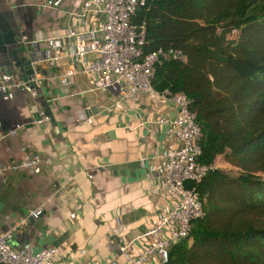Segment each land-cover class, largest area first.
I'll return each instance as SVG.
<instances>
[{"label": "crops", "instance_id": "0c3cea01", "mask_svg": "<svg viewBox=\"0 0 264 264\" xmlns=\"http://www.w3.org/2000/svg\"><path fill=\"white\" fill-rule=\"evenodd\" d=\"M40 1L0 0V12L26 49L56 21L54 11L37 6ZM21 75L0 54V164L25 150L39 154L40 170L0 176V230L40 206L15 230L11 244L52 245L60 261L74 264H111L124 260V251L137 255L148 243L137 233L176 199L162 181V153L177 139L155 121L172 116L175 103L145 91L89 89L90 77L79 73L68 84L72 95L61 91L57 79L42 78L25 90ZM159 263L150 254L144 264Z\"/></svg>", "mask_w": 264, "mask_h": 264}, {"label": "trees", "instance_id": "16d2710c", "mask_svg": "<svg viewBox=\"0 0 264 264\" xmlns=\"http://www.w3.org/2000/svg\"><path fill=\"white\" fill-rule=\"evenodd\" d=\"M129 20L144 51L184 53L159 56L150 84L186 96L207 166L201 214L159 264H264V0H144Z\"/></svg>", "mask_w": 264, "mask_h": 264}, {"label": "built area", "instance_id": "2783aa9c", "mask_svg": "<svg viewBox=\"0 0 264 264\" xmlns=\"http://www.w3.org/2000/svg\"><path fill=\"white\" fill-rule=\"evenodd\" d=\"M143 1L41 0L37 6L54 11L56 21L47 32L29 40L27 58L31 72L25 79L18 80L22 88L32 90L31 84L37 85L42 78L57 79L61 91L72 95L74 92L68 90V84L71 77L79 73L90 77L89 89L122 90L123 95L145 91L175 103L177 109L172 116L160 115L155 121L164 124L166 131L177 139L175 146L162 153V181L176 194V199L169 209L157 213L153 224L137 233L136 238L147 237V245L134 256L124 251V260H114L111 264H144L150 254H154L159 262L164 261L168 245L184 237L190 219L201 214V202L193 182L198 181L207 169L197 160L199 127L194 113L186 106V96L171 93L166 88L159 91L150 84L153 64L159 56L184 59L185 55L177 48L143 50L144 25L129 20L136 6ZM61 59L65 61L62 68L46 72V68L58 65ZM56 98V95L51 96L52 100ZM82 117L80 114L77 118ZM40 162L38 153L24 150L17 159L0 164V176L18 169L36 173L40 170ZM41 210L40 206L30 208L12 225L0 230V264H74L60 261L58 251L52 245L33 248L29 240L11 244L15 230Z\"/></svg>", "mask_w": 264, "mask_h": 264}, {"label": "water", "instance_id": "95a60500", "mask_svg": "<svg viewBox=\"0 0 264 264\" xmlns=\"http://www.w3.org/2000/svg\"><path fill=\"white\" fill-rule=\"evenodd\" d=\"M0 54L5 56L13 63V66L21 72V78L25 79L31 72L28 65L27 49L16 35L8 19L0 12ZM32 88L36 85L31 84ZM91 109V108H90Z\"/></svg>", "mask_w": 264, "mask_h": 264}, {"label": "rangeland", "instance_id": "374dc122", "mask_svg": "<svg viewBox=\"0 0 264 264\" xmlns=\"http://www.w3.org/2000/svg\"><path fill=\"white\" fill-rule=\"evenodd\" d=\"M213 164L215 166L222 167V168H225V169H231V165L229 163H227L220 155H217L214 158Z\"/></svg>", "mask_w": 264, "mask_h": 264}]
</instances>
